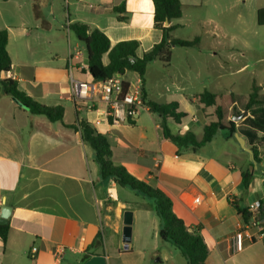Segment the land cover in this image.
<instances>
[{
  "label": "crops",
  "instance_id": "0c3cea01",
  "mask_svg": "<svg viewBox=\"0 0 264 264\" xmlns=\"http://www.w3.org/2000/svg\"><path fill=\"white\" fill-rule=\"evenodd\" d=\"M180 1L183 16L175 23L181 27L172 37L193 40L183 31L195 28L199 21L188 16L187 7L206 9V21L215 26L204 32L212 41L208 50L203 36L196 48L175 47L168 80L163 76L148 80V70L143 80L129 71L123 78L142 85L146 102H178L186 117L180 123L167 118L170 132H193L201 141L204 127L216 116L215 108L201 104L197 95L204 91L235 95L239 75L246 76L244 96L250 95L254 84L264 89V42L258 45L253 70L247 72L248 65L238 66V26L225 30L218 23L225 13L234 19L232 2ZM63 5L72 8L65 17ZM123 5L125 9L113 12ZM76 22L98 29L112 46L138 41L141 52L162 39V32L154 28L152 0H0V30L8 32L12 61L11 71L0 73V79L16 81L20 91L41 105L64 108L63 122H50L0 92V224L9 229L6 242L0 238V264H188L177 247L161 240L154 202L101 176L93 150L74 128L81 120L107 137L116 165L162 190L189 229L201 228L209 249L207 264H264V222L259 212L250 210L251 204L264 199V178L254 174L248 190L244 189L242 173L251 171L248 154L222 134L218 149L213 147L217 136L198 152L179 155L164 136L161 118L145 109L132 123L96 124L103 103L90 110L78 107L71 96L70 72L79 80L95 81L86 72V48L69 28ZM77 51L83 54L80 60L73 57ZM103 62L108 64L107 55ZM242 113L236 101L229 119ZM248 117L236 122L237 131L247 147L258 148L264 169L262 132L250 125ZM4 206L11 212L2 224ZM237 207L251 215L248 223ZM126 212L132 213L133 224L128 244L123 242ZM239 232L244 233L240 249L235 239ZM99 235L102 244L91 248Z\"/></svg>",
  "mask_w": 264,
  "mask_h": 264
},
{
  "label": "trees",
  "instance_id": "16d2710c",
  "mask_svg": "<svg viewBox=\"0 0 264 264\" xmlns=\"http://www.w3.org/2000/svg\"><path fill=\"white\" fill-rule=\"evenodd\" d=\"M152 2L154 5V28L162 32V39L148 51L141 52V45L135 40L119 42L112 46L109 38L98 29H92L89 25L78 22L70 25V30L86 48L88 57L86 72H89L95 80H106L114 74L124 75L126 71L138 73L143 80L151 62L158 61L165 67H169L175 47L196 48L200 45L199 37H195L193 40H180L172 37V32L181 27L180 24L175 23L183 16L180 0H152ZM122 8L124 5L121 8H114L113 12L119 13ZM118 18L121 21L125 20L124 17ZM257 23L264 27V8L257 12ZM8 41V32L0 30V73L11 71L12 61L7 49ZM105 55L108 56V64L103 62ZM259 90L260 87L254 85L252 93L240 100L234 94L218 96L209 91L197 95L196 98L201 104L215 108L216 116V121L204 127V136L201 141L197 140L193 132L180 135H173L170 132L166 124L167 118H173L175 122L180 123L186 117V113L179 111L178 102L164 104L146 102L143 89L142 98L149 111L161 118L164 136L177 148V154L182 155L198 152L202 147L212 142L217 133H222L226 139L232 140V135L237 131V127L236 123L229 119V114L236 101L244 112L247 111L251 115L246 120L254 129L262 132L261 140L264 141V107L252 109L255 104L259 103ZM0 92L20 100L33 115L44 116L50 122H63L64 108L62 106L41 105L20 91L16 81L12 79H0ZM132 122L133 120L130 121V123ZM74 128L80 131L83 142L93 150L95 163L99 166L103 178H112L119 186L129 188L154 202L155 210L161 220L159 231L161 240L177 247L188 264H207L209 249L200 232L201 228L189 229L185 222L173 212V202L162 190L137 179L124 166L116 165L113 162V152L107 137L97 128L85 120L79 121L78 126ZM251 149L254 150L256 159L261 163L258 148L251 146ZM250 167L251 171L242 173L245 190H248L255 174L251 163ZM237 209L242 219L248 223L251 215L240 207ZM259 213L260 221L264 222L262 207ZM8 232V226L0 224V238L4 243L7 240ZM98 244H102L101 235L95 239L91 248Z\"/></svg>",
  "mask_w": 264,
  "mask_h": 264
},
{
  "label": "rangeland",
  "instance_id": "374dc122",
  "mask_svg": "<svg viewBox=\"0 0 264 264\" xmlns=\"http://www.w3.org/2000/svg\"><path fill=\"white\" fill-rule=\"evenodd\" d=\"M223 1H224V4L227 1L232 2L234 19H232L231 17H228L225 13L223 16H220L218 18V23L225 30H229L232 27V25L234 27L238 26L239 37H240L239 39L240 51H239V56H238V59H239L238 66L241 67L243 65H248L249 67H248L247 72H251L254 68L253 64L257 60L256 52H257L258 45H263V42H264V27L259 26L257 23V12L260 8H264V0H223ZM5 7H8V6H5ZM50 8L52 7L50 6ZM50 11L51 9H49V12ZM206 11H207L206 9L200 10L198 7L197 8L187 7L186 12L188 16L190 18H195V22L197 20L199 21V24H197L195 28H188L187 30L183 31V36H186L187 38H190V39H194L195 34H198L197 36L199 38L203 36V38H205L203 41V47H205L208 50L212 41L210 40V38H207L204 35V32L214 30L215 26L214 24H210L209 21H206V18L208 16ZM62 12L64 13V17H65V14L67 16L68 12L72 13V8L68 7L67 5H63ZM59 13H60V10H59ZM236 14H239L238 20H236ZM65 23H66V20L64 18L63 24L65 25ZM71 35H74V34L72 33ZM204 57L205 56H203V58ZM206 59L216 60V58H210V57ZM178 60H182V57H178ZM147 70H148V75H147L148 80H152L153 78H156L158 76H163L166 80L169 79L168 67H165L162 63L158 61L151 62L148 65ZM239 77H240L239 78L240 80L239 81L237 80L234 85V92H235V95L240 100L244 97V94L248 92L247 91L248 88L247 86L245 87V85L243 84L244 78L246 76L239 75ZM254 85H257V84H254ZM257 86L260 87L259 95H258L259 103L255 104L252 107V109H259L261 107H264V89L262 86H259V85ZM252 91H253V87H252ZM250 116L251 115L249 114V117ZM241 121L242 120H239L237 121V123H240ZM242 127H243L242 124H240V128ZM220 135H222V133H217V135L215 136V137L218 136V138H216V141L213 144L214 148L216 147L218 149L221 143H223V140ZM261 142L263 143L262 153L264 155V152H263L264 151V141L261 140ZM131 227L133 231V224ZM132 234H131V240L133 236Z\"/></svg>",
  "mask_w": 264,
  "mask_h": 264
},
{
  "label": "built area",
  "instance_id": "2783aa9c",
  "mask_svg": "<svg viewBox=\"0 0 264 264\" xmlns=\"http://www.w3.org/2000/svg\"><path fill=\"white\" fill-rule=\"evenodd\" d=\"M73 57L76 60H80L83 54L81 51H77ZM69 76L71 96L78 107L86 106L90 110H96V104L99 102L103 103L104 108L99 109L102 117L96 120V124H101L102 122L111 126L128 124L131 120H134L139 110H149L142 98V85L140 83L130 84L121 74H114L109 79L95 80L93 82L79 80L73 76L72 72H70ZM96 81L98 85L95 84ZM195 201L199 203L200 199L197 198ZM261 207L262 203L256 201L250 205V210L259 212ZM257 224L255 221L253 223L254 227ZM243 237V232L236 234L235 239L238 249L242 247ZM36 251L33 248L31 253L34 254Z\"/></svg>",
  "mask_w": 264,
  "mask_h": 264
},
{
  "label": "water",
  "instance_id": "95a60500",
  "mask_svg": "<svg viewBox=\"0 0 264 264\" xmlns=\"http://www.w3.org/2000/svg\"><path fill=\"white\" fill-rule=\"evenodd\" d=\"M93 80H95V79L93 78ZM13 101L17 105H19L20 107L29 110V108L26 105H24L17 98H13ZM248 114L249 113L247 111H245L241 115H238L237 117H233L232 121L237 122V121L243 119L244 117H247ZM232 140L239 145V147H240V149L242 151H244L245 153L248 154L249 160H250L251 164L253 165V169L255 171V174L262 175L263 178H264V169L261 167L260 162L256 159L254 150L246 146L245 139L242 136H240V134L236 131L232 135ZM262 208L264 209V199L262 201ZM10 212H11V209L9 207L4 206L2 208V212H1V223L2 224L7 223V219L9 218V213ZM124 225H125V227H124V230H123V242L125 244H128L131 241V225H132V213L131 212H126L125 213ZM127 248L128 247L126 245V249Z\"/></svg>",
  "mask_w": 264,
  "mask_h": 264
}]
</instances>
